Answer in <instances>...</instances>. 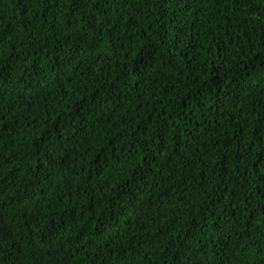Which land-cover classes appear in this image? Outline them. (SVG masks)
Instances as JSON below:
<instances>
[{"label":"trees","instance_id":"16d2710c","mask_svg":"<svg viewBox=\"0 0 264 264\" xmlns=\"http://www.w3.org/2000/svg\"><path fill=\"white\" fill-rule=\"evenodd\" d=\"M0 264H264V0H0Z\"/></svg>","mask_w":264,"mask_h":264}]
</instances>
